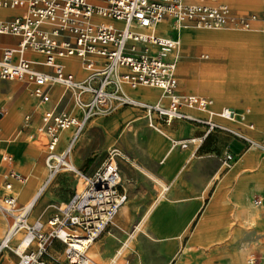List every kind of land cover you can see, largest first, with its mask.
<instances>
[{
	"label": "built area",
	"instance_id": "2783aa9c",
	"mask_svg": "<svg viewBox=\"0 0 264 264\" xmlns=\"http://www.w3.org/2000/svg\"><path fill=\"white\" fill-rule=\"evenodd\" d=\"M1 8H21L19 16L0 22V35L10 34L20 38L17 47H5L0 58V80H19L32 86V93L40 104L50 102V89L63 86L81 109L77 117L56 107L42 113L38 134L46 140L47 177L38 196L43 193L62 172H73L83 181V188L71 199L56 206V213L47 221L28 220L34 202L19 208L12 184L6 183L9 192L2 198L0 208L13 217L14 222L0 235V257L12 250L19 257L18 264H100L89 254L95 240L113 224L120 208L127 201L121 183V171L112 150L108 158L93 173L77 168L70 156L92 119L108 116L117 108L133 106L145 111L149 126L161 131L157 123L187 120L207 127L206 134L215 128L234 130L218 124L211 118H201L187 113L183 107L205 109L212 100L197 94H178V57L169 56L181 47L177 38L160 36L155 31L158 22L170 17L173 27L181 32L185 26L220 28L228 25L249 29L259 19L256 13L235 14L227 3L219 0H0ZM112 20L98 21L96 18ZM118 22V23H117ZM32 50L45 56L46 72L38 69L35 61L26 57ZM75 56L83 63L87 75L77 78L65 69L59 58ZM152 86L160 88L169 97L167 105L135 100L124 86ZM227 109L221 116H234ZM31 123V116H25ZM73 128L68 144L58 151L61 132ZM247 140L250 138L239 134ZM190 141H194L191 139ZM187 140L181 142L183 147ZM229 154L228 159H233ZM8 173L17 181L26 177L14 169L11 156L3 155ZM254 204L260 206L261 198ZM19 212V213H18ZM25 230L32 241L25 252L12 249L17 232ZM81 236L86 243L74 244ZM36 245H33V242ZM55 243L64 247L66 259L57 257ZM31 247L34 249L29 250Z\"/></svg>",
	"mask_w": 264,
	"mask_h": 264
},
{
	"label": "crops",
	"instance_id": "0c3cea01",
	"mask_svg": "<svg viewBox=\"0 0 264 264\" xmlns=\"http://www.w3.org/2000/svg\"><path fill=\"white\" fill-rule=\"evenodd\" d=\"M219 1L227 3L235 14L256 13L260 15L261 18L259 17V19L253 23L252 27L246 30L233 27H223L208 31L218 32L226 30L249 32L255 26L263 27L264 1L255 6L250 4L257 2V0ZM21 12V8L14 9L0 7V22L12 20L19 16ZM96 20L112 21L99 17H97ZM185 30L205 29L189 27L185 28L183 31ZM176 31L177 30L173 28L172 18L170 17L164 19L163 23L157 28V34L160 36L165 35L163 37L167 38H177L175 36ZM181 34L182 33L179 32L180 36ZM19 41L20 38L14 35H0V58L5 47H17ZM182 45L183 44L181 43V47ZM189 48L190 47L187 46L186 53L192 56L198 53L199 49L196 52H193L190 51ZM208 48L211 49L213 56L222 59L220 64L216 63L211 65V63H202L203 61H209L212 59L211 54L209 53L201 54L199 61L179 62L178 58V94H197L212 100L213 97L226 93L227 90L225 85L231 79L228 62L224 59L223 54L220 56L214 52V48ZM180 49L171 54L169 58L173 59L175 56L178 57ZM26 57L35 61L37 63L35 66L38 69L46 72L52 71L51 67L43 64L45 60L43 54L28 50L26 52ZM59 62L65 66L67 71L75 74L77 78L83 79L87 75V71L83 68V63L75 56L59 58ZM260 64L264 66V55ZM186 65L189 66V69L187 70H185ZM203 65H205V68H201ZM204 69H206L205 72ZM202 81L208 84H198ZM236 84H264V76H258L250 70L243 71L237 74ZM124 89L128 95L143 102H153V104L162 103L165 105L169 103V97L164 95L163 91L157 87L138 86L137 88H131L130 86L125 85ZM49 91L51 96L50 102L40 104L37 97L32 93L31 85L25 84L19 80H0V198H3L9 192V190H6L5 186L7 182H10L12 184L11 191L16 197L19 206H25V204L27 205L29 202H34L33 207L29 212L28 219L37 218L43 222H47L56 213V206L70 200V186H68L69 184H67V182H69L71 178V172L60 173L52 184L38 196L48 173V168L46 166V140L43 136L39 135L37 131V127L40 125L43 116L42 113L46 109L56 107L57 109L65 110L74 116H82L81 109L75 105L71 93L63 86H53ZM227 108H232L236 112H239L235 107L229 106ZM183 110L194 116L201 118H208L206 116H209L213 119L215 116L220 117L218 113L223 109L214 112L216 110L212 111L211 107V111L209 110L210 113L201 112L197 109L188 107H183ZM239 113L242 114L241 112ZM210 114L213 115L210 116ZM26 115L31 116L30 124L25 123ZM148 119L149 118L146 117L144 110L133 106L119 107L108 116H100L92 119L76 143L73 153L70 156V160L75 161L80 167L87 169L86 173H93L102 165L104 162L103 160L105 159V157L102 158V156H106V152L111 146L116 145L126 155H129L127 157L132 161V165L124 166L122 171V187L127 194V201L123 207L120 208L115 217L117 226L121 229H125L127 226L131 225L133 219L141 214V203L146 195H149L151 200L148 206L149 208H147L145 214H143V218L140 220L136 228L138 226L142 227L145 219L151 216L147 228L144 230L141 228L138 231L143 233L147 232L148 234V228L150 226L149 229H151L154 238L163 239L173 237L177 228L172 226L169 221V219H171V214L173 213L169 212L168 215H164L162 213L163 210H161L160 207L165 204V202L183 203L189 199L191 201L189 203L188 211H192L193 209L197 210L202 204V199H205V193L210 187H212L213 180L209 184H206V189L199 185H188L186 188L184 185V178L182 177L183 167L186 163H189L192 155L196 154L203 142L202 139L206 136L193 137L197 133L206 132L205 129L202 130L205 126H195L197 123L187 120H174L171 123L158 121L157 123H159L158 125L161 128V131H158L149 126ZM240 121L243 122L244 120L242 119ZM246 122L247 125L243 124L247 128L252 129L248 124L253 123V121L248 118ZM234 126L244 131V128L238 126V124L235 123ZM72 132V127L71 129L69 128L61 132L63 133V136L60 135V142L58 144L59 148H57L58 151H62L66 147ZM239 133L248 137L243 132ZM190 139H194V141L189 142L186 147L181 145V142ZM197 139H200L199 142H197ZM232 147L236 151L241 150L242 143L238 140H234L232 142ZM246 152L247 150L243 153L240 160L238 159L239 161L236 162L237 164L241 163ZM4 154L11 156L14 169L27 178L25 182L6 177L8 167L3 161ZM260 156L262 155L256 153L254 158ZM229 170H227L222 176L219 175V172L215 174L214 179H216V182H220L216 183L211 198L221 182L227 178ZM231 184L234 183L231 182ZM57 185L62 186L56 188L58 187ZM159 185H163V189H160ZM63 186L65 188H62ZM226 187H229V184L226 185ZM15 189L18 190L22 200H20L19 196L16 194ZM21 190H23V193ZM253 193L256 194H254L251 204L257 209L252 208L249 202V198ZM162 196L166 197L167 200L159 204L157 207V200ZM258 197L262 199V204L260 206L254 204V199ZM210 201L206 204L207 208L202 218L211 214V211L208 210ZM248 203L253 211L260 209L264 203L262 193L255 188H251L248 196ZM235 213H237V210H235ZM6 221L5 217H0V228L2 229V234L0 235H3L11 225L10 224L5 228ZM157 221L161 224H157ZM251 224L254 225L255 228H264V226H256L254 223ZM157 232H165L166 234L164 236H159ZM15 237L13 238L12 243L16 248L19 243ZM97 239L90 246L89 254L94 260H103L109 263V260H113L118 253H113V244L108 243L109 241L103 242L97 241ZM95 243L96 246L93 248L92 252V247ZM129 243L132 242L130 241L125 244V247L128 246ZM61 247L62 245L60 243H55V248L58 252ZM32 249L34 248L31 247L29 250ZM174 253L172 259H169L168 264H180L179 260L175 258ZM120 256L118 260H120ZM19 257L20 256L14 251L7 250V252L5 251V253L2 254V257H0V264H18ZM117 261L115 264H118Z\"/></svg>",
	"mask_w": 264,
	"mask_h": 264
},
{
	"label": "rangeland",
	"instance_id": "374dc122",
	"mask_svg": "<svg viewBox=\"0 0 264 264\" xmlns=\"http://www.w3.org/2000/svg\"><path fill=\"white\" fill-rule=\"evenodd\" d=\"M262 1L264 0H257V2L253 4L251 3L250 5L255 6ZM258 16L261 18L260 15ZM226 27H233V28L246 30V28L233 26V25H228ZM197 32L202 33V32H214V31H208V30L183 31L181 34L183 45L179 51V56H178L179 62L199 61L201 54L209 53L211 54L212 59L209 61H203L202 63H209V64L211 63V65H214L216 63L220 64V62H222L221 61L222 59L217 56H213L211 49L208 47L214 48L213 49L214 52H216L220 56L223 54L224 59L227 62H229L228 47L227 44L224 42V40H229V38L227 39L220 38L216 42L214 41L205 42L204 44L201 45L202 47L201 46L192 47L185 41L183 36L185 34L195 36ZM218 32L224 33L227 31L223 30ZM232 32L235 33L234 35L236 36L241 35V33H244V35H248V36L250 35L249 36L250 38H248V36L244 37L242 39L243 42L246 43V45L249 46L250 49H254L259 46V48H257V50H259L257 51V53L259 55V58L261 59L263 58L264 47L259 44L258 46L256 45L253 48L250 44H254V41L251 38L253 37V39H255L254 37L257 36L255 34L257 33L258 35L264 34V23H263V27L255 26L249 32H242V31L241 32L232 31ZM175 36L176 37L179 36V31L175 32ZM231 42H234V40H231ZM187 46L190 47L189 48L190 51L193 52H196L199 49L198 53L194 56L186 53ZM204 66L205 65H203V67L201 66V68H205ZM261 67L262 68L260 70L256 69L257 71L254 72L258 76L261 75L264 76V66L262 65ZM187 69H189V66L186 65L185 70ZM247 69L248 68H246V70L244 71L253 70L251 68L249 70ZM205 70L206 69H204V72ZM229 70L231 74V79L227 82L225 87H228L231 84H233V86L235 87L240 85V84H236L238 72L231 69L230 65H229ZM241 85H243L244 88H246L249 92L257 91L256 94H259L258 90L260 91V89L262 90L264 88V84H250V85L241 84ZM257 96L259 98L258 99L256 98V100H261L260 96L259 95ZM133 98L135 99V97ZM213 100H214V104L212 106V111L216 110L214 112H218L229 106L235 107L237 111L241 112L246 116L245 119L246 121L250 117L253 123H250L248 125L250 126L254 125V126H252V129L247 128L244 124H241L242 122L239 120L238 116L235 115L234 116L236 118L234 120L224 117H218V116H215V118L213 119L212 117L209 116L206 117L211 118L213 121H215L218 124H222L229 127L230 129L234 130L237 133L243 132L247 136L249 135L248 138L250 139L252 138L262 144L258 146L254 143L253 140L249 141L239 135L242 133L236 134L232 131H225L220 128H215L206 135L205 133L207 132V127L203 124L197 123V125L195 126H200V125L205 126V128L203 127L202 130L205 129L206 132L197 133L196 135H194L193 138L203 137L204 135L206 137L202 139L203 142L201 143L196 154L192 155L191 159L189 160V163H186L185 166L183 167L182 177L184 178V185L186 188L188 187V185L190 186L199 185L200 187H204V189H206V184H209L213 180L212 181L213 185L205 193L204 195L205 199H202V204L200 205V207H198L197 210L193 209L192 211H188L189 203L191 201L189 199L183 203L165 202V204H163L160 207V209L163 210L162 213L164 215H168L169 212L173 213L171 214V219H169V221L171 222L172 226L177 228V230L173 237L156 239L152 235L151 229H149L150 226L148 228V234L147 232L143 233V232H139L138 230L135 232L136 226L143 218V214H145L151 202L149 195H146L143 202L141 203V210H140L141 214L133 219L131 225L127 226L125 229H121L120 227L117 226L116 218H114L113 224H110L97 239V241H103V242L109 241L108 243L113 244V253L116 254L118 253L117 256L113 260L111 259L112 261L109 260V263L103 260L95 259L96 261H98L101 264H115L119 256L122 254L120 256L121 257L120 260L117 261L118 264L119 263L120 264H142V263L168 264L169 259H172L173 257L172 255L175 252L174 256L177 260H179L180 264H264V228H255V226L251 224L254 223L256 226H264V214L259 216L258 217L259 219H257L256 221H251V220L245 221L241 216H238L237 213H235L236 210L235 208L228 210H221L220 209L221 200L219 201V199L225 197L229 200L230 205H234L236 194H238V192H242L248 203V196L251 188H255L259 190L264 197V188H260L256 182V176H257L256 174H260L264 170V130H263L264 125L262 124L260 125V123L258 122L257 119H255L254 116L252 117L251 115H249L246 112V109L240 108L239 106H237V103L234 101L232 102L229 101L228 103L215 104L217 102L216 98L213 97ZM258 105H261L260 107L264 108L263 102L262 104H258ZM260 107H257V109ZM246 121L244 122L247 123ZM235 123L238 124V126L243 127L244 131L238 127H235L234 126ZM190 140H187V142L188 143L191 142ZM199 140L200 139H197V142H199ZM234 140H238L242 143L241 150L236 151L232 147V142ZM114 149H116L118 153L115 159L121 171V183H122V171L124 169V166L127 165L131 166L132 161L128 159L127 156L129 155H126L122 150L118 148V146L113 145L110 147L109 150H107L106 156H102V158L105 157V159L103 160L104 162L107 160L109 153ZM246 150L253 151L251 159L244 160V156H245L244 155L241 163L237 164L236 162L240 160L241 156ZM256 153H259L262 156L254 158V155ZM229 154H232L234 156L233 159L231 160L228 159ZM71 162L75 164L77 168H81L84 172H87V169H85L84 167H80L75 161L71 160ZM227 170H229L227 174V178L221 182V184L218 186L214 195L211 198L216 183L220 182V181L216 182V179H214L215 174L219 172V175L222 176L224 173H226ZM70 176L71 178L69 182H67V184H69L68 186H70L69 193L71 199L74 192H76L77 190L80 191L83 188V181L79 176H77L73 172H71ZM231 182H233L234 184H231ZM228 184L229 187H226V185ZM57 186L58 187L56 188H59L62 185H57ZM159 187L160 189H163L164 186L159 185ZM62 188L65 187L63 186ZM15 191L20 198L18 190L15 189ZM21 191L23 193V190ZM254 194L256 193H253L250 196L249 202L252 208L257 209L251 204ZM20 200L22 199L20 198ZM165 200H167L166 197L164 196L160 197L157 200L156 206L158 207L159 204H161ZM209 201L210 203L208 205V210L211 211V214L209 216H205L202 218L207 208L206 204ZM0 203H2V198H0ZM227 203L228 202L226 203L223 202L222 204H227ZM19 208H22V206H19ZM257 212L264 213V203L262 207L257 210ZM0 217L3 218L5 217L7 220L5 222L6 225L5 228H7L8 225L14 222L13 217H11L8 213H6V211L3 210L2 208H0ZM150 219L151 216L145 219V222L143 223L142 226L143 230L147 228V226L149 225L148 223H150ZM28 220L30 224H34L38 219L29 218ZM44 223H45V228L47 229L48 222H44ZM157 224H161V223L157 221ZM196 229L197 231L195 232ZM21 232H22L21 238H23L26 232L25 230H21ZM157 233L159 234V236H164L166 234L165 232H157ZM0 234H2L1 228H0ZM130 241L132 243H129V245L125 247V244ZM33 245H36L35 241L33 242L32 246ZM11 246L12 249L15 248V245L13 243L11 244ZM95 246L96 243L92 247V252ZM123 247L125 248L123 249L122 252H120V250ZM63 251H64V247L62 246L61 248H59V253H57V257H59L60 260L66 259L63 254Z\"/></svg>",
	"mask_w": 264,
	"mask_h": 264
},
{
	"label": "bare ground",
	"instance_id": "6f19581e",
	"mask_svg": "<svg viewBox=\"0 0 264 264\" xmlns=\"http://www.w3.org/2000/svg\"><path fill=\"white\" fill-rule=\"evenodd\" d=\"M232 2V1H231ZM164 20H162L161 22H158L155 25V31L157 32V28L160 24L163 23ZM161 27V26H160ZM196 28V29H205V30H215V29H220V28H206V27H202V26H185L181 29V33L183 32V30L185 28ZM174 28V27H173ZM162 29V28H161ZM250 29V28H249ZM194 32V31H193ZM235 33H233L232 31H227V32H202L199 33L197 32L195 36H191V35H187L185 34L183 37L185 39V41L192 47H199L202 44H204L205 42H209V41H214L216 42L218 39L223 38V39H227L229 38V40H224V42L227 44L228 47V63L231 66V69H233L234 71H237L238 74L240 72H243L244 70H246V68H248L247 70H249L250 68L253 69L251 70L253 73L255 71H257L256 69H261L262 65L260 64L261 62V58H259V55L257 53V48H259V44L262 45L264 47V34L262 35H257L255 36L253 39V37L251 38L254 41V44H250L253 48L257 45L258 47L254 48V49H250L249 46L246 45V43L243 42V38L248 36V35H244V33H241V35H234ZM237 34V33H236ZM165 36V35H162ZM228 36V37H226ZM250 36V35H249ZM248 36V38H250ZM226 37V38H224ZM231 40H234V42H231ZM180 42L182 43V39L180 36ZM264 49V48H263ZM261 52V51H260ZM258 70V71H259ZM199 84H208L204 81L199 82ZM235 84V83H234ZM221 85V84H220ZM250 85V84H249ZM142 89V88H141ZM151 89V88H150ZM220 89V88H218ZM134 90V89H133ZM136 90V89H135ZM138 90V89H137ZM140 90V89H139ZM226 93L220 96H215L214 98H216L217 102L215 104H219V103H228L229 101H234L237 103V106H239L240 108H244L246 109V112L251 115L252 117L254 116L255 119L258 120V122L260 123V125H264V108L260 107L261 105L258 104H262V102L264 103V88L260 91L258 90L259 94H256V92H249L246 88H244L243 85H238V86H233V84L229 85L228 87H226ZM133 92V91H132ZM148 92V91H147ZM140 93V92H139ZM138 94V93H137ZM259 95L261 100H256V98L258 99L259 97L257 96ZM214 104V100L212 99V104L208 107H206L205 109H199V111L201 112H209V110L211 109V107ZM257 107H260L257 109ZM227 109H232V108H225L223 109L220 113H218V115L220 117L222 112H225ZM234 110V109H233ZM242 110V109H241ZM210 113V112H209ZM235 116H238V118L240 120H244L245 121V116L240 114L239 112H236L234 110ZM213 114H210V116ZM232 116L230 117L231 120H234L236 117ZM237 118V119H238ZM250 118V117H249ZM243 121V122H244ZM243 122L241 124H243ZM245 125H247L244 122ZM254 126V125H253ZM252 127V126H250ZM260 128V126H259ZM71 129V128H70ZM247 130V129H246ZM264 130V129H263ZM252 132V131H251ZM256 132V131H255ZM260 132V131H259ZM263 133V132H262ZM63 134V133H62ZM61 134V135H62ZM260 134V133H258ZM249 136V135H248ZM257 136V135H255ZM252 137V136H251ZM260 137V136H259ZM252 139V138H251ZM254 141V143L256 145H260L262 143L252 139ZM59 148V147H58ZM252 153L253 151L249 150L245 153L244 156V160H250L252 157ZM248 171V170H247ZM241 172V171H240ZM260 173V172H259ZM240 175V174H239ZM256 182L259 185L260 188H264V170L260 173V174H256ZM240 180V179H239ZM248 185V184H247ZM247 187V186H246ZM237 188V187H236ZM246 190V189H245ZM247 191V190H246ZM221 200V201H220ZM221 206L220 209L221 210H228V209H232L235 208L237 210V215L241 216L243 218V220L245 221H256L257 219H259L258 217L261 216L264 213L261 212H257V211H253L250 209L245 196L243 195L242 192H238V194H236L235 197V204L234 205H230L229 204V200L225 197L219 199ZM228 202L227 204H222L223 202ZM32 202H29V204H31ZM2 204V203H0ZM217 210V209H216ZM142 227L138 226L135 230V232L137 230H140ZM21 231L17 232V234L15 235V239L17 241H19V245L15 248V250L19 253L22 254L23 252L26 251L28 245L30 244V242L33 240L32 235L26 234L23 236V238H21ZM199 235V234H198ZM74 244L77 246L78 243L82 242V243H86V240L81 237V236H77V238H74ZM94 243V242H93ZM127 244V243H126ZM124 248V247H123ZM123 249L120 250V252H122ZM119 252V253H120ZM97 256V255H96ZM235 256V255H234ZM239 257V256H238ZM235 258V257H234Z\"/></svg>",
	"mask_w": 264,
	"mask_h": 264
}]
</instances>
